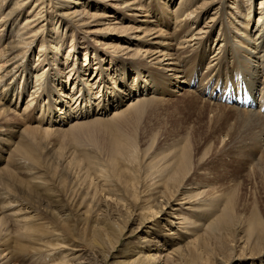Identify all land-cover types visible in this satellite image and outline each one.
<instances>
[{
	"label": "rangeland",
	"instance_id": "374dc122",
	"mask_svg": "<svg viewBox=\"0 0 264 264\" xmlns=\"http://www.w3.org/2000/svg\"><path fill=\"white\" fill-rule=\"evenodd\" d=\"M10 1L9 8L16 0ZM51 1L45 0L47 6L44 10L58 14L56 18L64 22L60 16L65 10H59L60 5L52 6ZM158 1L152 0V3L157 16L163 17L156 5ZM201 1L193 0L190 9L199 6ZM230 1L226 2L227 7ZM258 1L252 0L255 10L260 6ZM34 2H26V12L34 9ZM9 8L5 6L2 11L6 12ZM90 11L93 12V9ZM211 12L196 23L190 19L186 23L190 28L203 26L206 22L210 25ZM182 15L177 20H184L186 15ZM25 16L16 20L13 27L0 28V47L9 41V37L17 34ZM172 16L170 14L167 18L170 25H165L163 21L161 28L171 31ZM250 16L251 24L247 30L254 29L251 27L258 17L254 10ZM228 17L229 10L225 20L221 21L224 34ZM81 20L80 23H84ZM128 23L135 26L132 22L123 24ZM80 25L72 41L70 35L61 32L48 33V36H53L50 40L59 37L63 38V42L61 45L58 43L62 51L60 57L51 58L50 63H42V71H46L47 75L36 81L35 74L31 73V68L39 69L38 59L42 56L38 53V44L33 43L26 53H22L23 47L20 46V55L13 60L14 64L21 63V69L26 71L14 70L9 75H12L10 79L0 83V111L6 105L18 114L16 118L8 119L7 123L15 129V133L10 132L6 137L18 140L22 137L21 133L25 136L27 126L39 127L32 128V133L27 136L31 147L28 161L21 158L17 161H21L20 165L9 164V172L0 171V206H6L0 211V258L5 264H264V139L242 123L244 117L238 111L245 107L227 105L216 99L215 102L221 105L208 104L205 93L201 95L207 82L229 80L237 67H229L209 77L204 65L197 68L194 67L195 61H190L186 66L189 84L182 82L175 88L171 85L164 88L160 82L153 81L149 92L144 88L143 96L160 99L148 104L137 120L118 123L123 133L131 135L134 145L132 156L112 161L109 143L113 137V123L92 121L97 115L109 120L110 111H75L84 105L88 97L81 100L83 89H79L80 83L66 88L68 96L77 95L73 100L71 118L62 122L60 127H52L47 120L49 118L50 121V117L54 119L58 111L55 108L47 115L49 104L46 93L51 87L53 92L49 95L53 98L58 95L59 81L68 79L67 70L73 63L79 68V78H87L88 70L105 80L106 73L103 70L95 72L93 68L108 60L112 63L108 73L114 74L111 82L114 84L105 83L117 88L128 77H133L130 60L125 58L123 64L129 66L118 70L114 65H121L117 62L119 57L94 48L109 30L94 33L95 26ZM217 30L218 26L212 39ZM235 31L232 27L233 35ZM242 39L236 40L241 42L240 49L246 47ZM177 40L174 38V41ZM237 43L234 45L237 46ZM70 44L73 45L70 51L73 52L65 59ZM84 47L88 51H84ZM180 48H186V45ZM24 58L29 61V67ZM62 60L68 67L59 74L61 79L53 80L55 68L63 66ZM124 70L128 73L122 80ZM195 75L201 80H198V88L192 89L200 99L177 95L183 88L192 85ZM204 81L207 82L201 83ZM143 86L146 87V84ZM200 86L204 88L199 89ZM46 88L47 91H44ZM171 88L176 92H171ZM36 89L39 93L34 94ZM96 89L93 88V91ZM1 90L7 94L2 95ZM41 92L45 94L41 95ZM17 93H21L18 105ZM134 95L125 97L123 105L129 104L128 100L135 98ZM33 96L36 100L23 112L26 101ZM106 96L102 93L100 98L92 101L100 103L101 98H109L108 94ZM94 105L91 104V107ZM123 105L120 109L126 107ZM231 106L237 109L233 110ZM113 107L111 105L109 110ZM77 113L83 115L84 123L79 128H70L69 124ZM25 115H29V121L21 120ZM47 124L53 129L43 132L42 128H46ZM185 154L188 155V164L181 169ZM4 162H0V167L5 165ZM192 202L195 205L192 206ZM204 203L209 209V212H203L208 213L205 217L198 212L199 206ZM180 216H185V219L181 220ZM187 220L191 221L190 225ZM168 237L172 242L164 244ZM20 247L24 249L23 254H17Z\"/></svg>",
	"mask_w": 264,
	"mask_h": 264
},
{
	"label": "bare ground",
	"instance_id": "6f19581e",
	"mask_svg": "<svg viewBox=\"0 0 264 264\" xmlns=\"http://www.w3.org/2000/svg\"><path fill=\"white\" fill-rule=\"evenodd\" d=\"M27 1L28 0H16L12 4L11 8H9L8 5L10 4L9 2H11L10 0H0V28L6 29L9 25L14 26L16 20H19V18L23 19L22 16L26 15L22 21V26L17 30V34H14L15 36H12V38L9 37V41L6 42L4 46L0 47V71H2L0 72V83H5V81H3L4 79H10L12 75H9L14 70H21V73L26 71L25 68L21 69V63L14 64L13 60L20 55V46L23 47L22 53H26L29 50L30 45L33 43L38 44V53L42 55L40 57L42 60L40 58L38 59L40 60L38 65L39 69L31 68V73L35 74L36 81H38L42 75L44 76L47 73L46 71H42V63H50L51 58L60 57L59 54L62 52L59 45L62 44L63 38L56 37L50 40L49 38L53 36H48V33L61 32L64 35H70L72 37V41L75 31H78L81 28L80 24L95 26L96 29L93 30L94 33H97L102 29L110 31L106 32L103 40H99V42L97 41L98 44L97 46L95 45L94 48L96 49V47H98L97 49L100 48L102 51H108L107 53L119 57L117 62H119L118 64L121 65H114V67H118L119 70L125 69L127 66H129L128 64H123V60L125 58L130 60V63L133 65L130 66L133 68L130 70V73H132L133 77H128L127 80L121 84L122 86L117 88L115 85L109 86L105 83H111L112 79H114V74L111 75L108 73V70L112 64L108 60L107 63H103L102 65L97 64L94 68L92 67L95 72H102L103 70L104 73H106L105 80H103V77H99L96 73H89L88 70L86 71L85 75L88 76L87 78L84 76L79 78V68H77L76 63H73L70 69L67 70L69 71L68 79L65 82L61 80L59 81L58 95H55V98L49 95L53 92L51 87L48 89L50 91L46 93L49 104L47 115H50L51 112L55 110V108H57L58 111L56 112V115H54L56 118H58V120H56L55 117L54 119L50 117V121L49 118L47 119L52 127H60L62 122H67V120L71 118L70 113L74 112L72 106H74L73 103L75 104V102L73 100L77 95L75 96L74 94L72 97L68 96V92L66 91V88L71 84L73 87L76 85V83H80L79 89H83L81 100H85L88 96L84 105L77 108L75 111H78L79 109L81 110V113H83L85 110L92 111L93 109L99 113L110 111V118H108L109 120L103 119L104 116L97 115L92 118V121H112L113 137L109 143L112 161H116L117 159H126V156L131 157L134 151L131 135L129 136L123 133L121 130L122 128L120 129L118 123L126 122L130 119H133L134 121L137 120L138 117H140V115L144 112V109L148 104H150L152 101L160 99L155 96L144 97V88H146L149 92L151 90L150 87L151 83L153 84V81L156 83L160 82L164 88H167V86L170 85L175 88L176 84H181L182 82L187 84L189 82V71L187 70L186 66L190 61H195L196 65L194 67L197 68H201L204 65L206 69V75L209 74L210 76L207 75L209 77H213L215 76V73L219 74L223 70H227L229 67L236 66V70H238L237 73L246 79V81H248L251 86L259 88L260 94H264V0L258 1L260 2V6L257 7L258 9L256 8L257 10H255V7L253 9L252 0H248L247 3H245V0H231L229 7L226 5L228 0H202L199 6H194L195 8L193 7L192 9H190V6L192 5L193 0H177V2L174 0H157L158 2L156 5H158L163 17L157 16V13L155 12V4L152 3V0H56L54 3L52 0L50 2L52 6L60 5L59 10H65V13L60 16L64 22H61L59 18H56V15L58 14L53 15L49 9L46 11L44 10V8L47 6L45 0H34V9H30L28 12H26L25 6ZM195 1L196 0H194V2ZM172 4L174 5L173 9L171 7ZM5 6L9 9L6 12H3L2 10ZM153 8L154 10L151 12V9ZM52 9L56 8L53 7ZM89 9H93V12H91ZM106 9H108V11ZM228 10L229 17L226 21V34H224L221 21L225 20ZM244 10L246 11L245 13ZM253 10L254 14H257L258 16L256 17L257 21L251 27L254 28L253 30H247L246 28H249V25L251 24L250 14L253 12ZM210 11H213L211 12L213 15L209 20L211 22L210 25L206 22V24L203 26L190 28L189 23H186L189 21V19L191 22L193 21L196 23L202 18V16L204 17L207 15L206 13H210ZM170 14L171 16H174V19H172V16V20H170V23H172V29L169 32L161 28V26L163 21L165 25H170L167 20ZM182 14L186 15L185 19L177 20V18ZM80 19H82L81 21H84V23H80ZM66 20H70L72 23ZM124 22L135 23V26L133 25L132 27L129 25V23L124 25ZM164 24L163 26H165ZM97 26L103 28L100 29ZM217 26L218 30L215 34V37L213 36L214 38L212 39V35H214L213 33H215ZM232 27L237 30L234 32V35L231 32ZM242 29L245 30L242 31ZM11 32L12 30L10 33ZM173 37L177 38L178 40L174 41ZM241 38L244 39V41L243 39L242 41L246 45V47L243 49H240L241 42H236V40H240ZM121 41H125V43L118 44V42ZM236 43L238 47L234 45ZM184 45H186V48H180ZM72 47L73 45L70 44L65 59L68 58L69 53L73 52L70 51ZM49 49L52 50V52L49 51ZM84 49V51H88L87 48L84 47ZM209 51L212 52L209 57L206 58V55ZM25 63L26 66L29 67V61L27 59H25ZM61 63L63 65L62 67L59 66L58 68H55L53 80L61 79L59 74L63 73V71L68 67L65 61L62 60ZM137 65L146 67H134ZM139 70L142 72L139 73ZM123 72L124 75L122 80H124V76L128 73V71L124 70ZM93 75H96V77H93ZM135 78L137 79V83H135ZM94 79L96 80L93 83H90ZM9 83H6L5 85H8ZM102 83L103 85L101 87ZM111 84H114V82ZM143 84H146V87L143 86ZM135 85H138V87H135ZM47 86L48 85H46V87ZM95 87L97 89L93 91V88ZM174 88H171V92H176ZM128 89L130 90L129 92ZM37 90L38 89L33 90L34 92H32L35 94V92H38ZM2 91L3 90H1L2 95L7 94V92ZM44 91H47V88ZM41 93V95L45 94L44 92ZM100 93H103L105 96L108 94L109 98H101L102 102L100 103L102 104L99 108L100 103L92 100L100 98ZM204 93L205 88L201 90V95ZM10 94H8V96ZM130 94H136V96L134 95L135 98L128 100L129 104H124L126 106L125 107L123 105L124 98L130 97ZM177 95H191L197 99H200L199 96H195V92L190 87L183 88V90L179 91ZM20 99L21 93H17L16 105H18ZM115 99L116 101H114ZM206 99L207 100H202L207 101L208 104L221 105L215 102V100L212 98L207 97ZM8 100L9 98L6 99V103ZM35 100L36 99L34 96L29 98L25 103L23 112L28 109V107L31 106V103ZM91 104L95 105L91 107ZM3 105H5V103H3ZM111 105L114 107L109 110ZM122 105L125 108L120 109ZM10 108H7L5 105L4 109L0 111V162L3 160L5 161V165L0 167V171L2 170L4 173L9 172V164H16L21 158L27 159L29 148H31L29 145L30 143L27 141V136L32 133V128L36 127L29 128L30 126H27L28 130L26 129L27 131L25 136L23 137L24 134L21 133L22 137H20L18 140L7 138L6 136L10 132L15 133V129L9 125L7 121L8 119H14V117L16 118L18 115L17 112ZM232 109L234 110L237 108L233 106ZM238 113H241L244 117L242 123L247 128L254 131L258 137L264 139V114L261 113L259 109L255 110L248 108L238 111ZM82 118H84L83 115L79 116V113H77V117H75L74 120H71L69 127L74 128L82 125L84 123ZM29 119V115H25L21 120L29 121ZM49 124H47L48 127L46 126V128H42L43 132H48L53 129L49 128ZM36 128L39 129V127ZM24 141L26 143H24ZM20 162L17 164L20 165ZM187 164L188 155L185 154L181 161V169H185ZM21 169L24 168L21 167ZM193 205H195V203L192 202V206ZM5 208L1 205L0 211L2 212L5 210ZM204 211L209 212V209L206 208L205 203L200 205L198 208V212L203 214ZM207 214L208 213L203 214L202 216L205 217ZM179 218L183 220L185 219V216H180ZM187 224L190 225L191 221L187 220ZM170 242L172 241L169 239V237L165 238L164 244ZM23 253L24 249L20 247L17 250V254ZM0 264H5L1 258Z\"/></svg>",
	"mask_w": 264,
	"mask_h": 264
}]
</instances>
